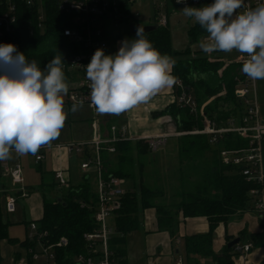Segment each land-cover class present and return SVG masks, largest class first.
Here are the masks:
<instances>
[{
    "label": "trees",
    "instance_id": "16d2710c",
    "mask_svg": "<svg viewBox=\"0 0 264 264\" xmlns=\"http://www.w3.org/2000/svg\"><path fill=\"white\" fill-rule=\"evenodd\" d=\"M59 1L36 0L33 5H28L25 0H15L17 21L10 32L0 36V44H14L19 52L25 54L29 62L36 61L42 71L47 63L58 55L62 54L65 63L70 56L80 51V46L65 35L64 30L75 25L74 14L62 12ZM205 1L207 4L212 2ZM173 3L175 0H167L165 6L167 11L168 6ZM41 9L44 11L43 20L40 19ZM120 13L121 23L127 22L129 26L131 20L138 21L126 16L128 11L122 4ZM188 25L189 46L182 50H176L173 46L170 19L167 25H159L158 28L145 32V37L162 55H168L175 61L172 68L173 76L182 81L186 90L194 96L199 108L209 98H213L204 106V112L218 127L227 126L232 118L241 123L245 106L237 97L236 89L238 80L245 75L241 71L243 63L232 62L226 65L222 60L224 55L222 51L212 52L216 56L214 60H210L207 53L202 50L194 52L192 46L195 42L209 34L196 22ZM127 35L129 40L136 38L132 36L130 28L127 29ZM223 86L226 93L220 95ZM176 92L180 93V89L177 88ZM166 114L176 120L178 131L190 132L204 127L203 117L199 112L191 113L189 108L176 102L154 113L155 116ZM140 142L142 140L136 143L140 155L151 151L147 143L143 141L142 146ZM248 145L249 139L241 138L236 133L223 134L216 142H211L206 134L186 133L180 136L178 138L180 186L177 195L180 201L178 203L166 201L164 197L166 192L162 188L153 189L142 184L139 193L129 189L123 198L122 208L115 217L117 234L111 240V247L116 252L118 263L130 264L126 257L127 236L141 228V212L155 208L159 230L169 231L172 238L177 237L180 214L184 218L188 216L207 218L209 223L207 232L183 237L186 264H201L198 260L200 257L210 258L212 264H235L232 248L226 245L222 252L214 251L215 232L221 224L227 227L233 216L243 214L248 209H255L250 191L257 187V184L246 181L241 173V167L226 164L219 153L223 149H238ZM114 146L115 153L106 150L102 152L104 166L108 173L126 177L129 173L125 171L124 165L135 158V144L132 140H122L115 142ZM194 159H197L199 164L191 165L193 174L187 175L188 170L185 172L183 165L185 161ZM92 182L91 178L84 177L83 182L74 187L64 188L52 198L44 194L43 214L35 221L39 223L40 229L49 232L51 241H58L62 237L69 241L65 247L56 249L58 264H74V257L88 250L84 234L96 226L92 217L94 211L92 207L96 204L97 196ZM56 184V181L44 182L42 189H53ZM6 195L4 191L0 192V247L2 242L6 241L10 245L26 248L31 245L27 238L20 240L9 235L10 226L16 222L9 219L5 205ZM245 235L246 233L242 232L239 236L245 240ZM231 238V235L227 234V240L230 241ZM248 239L254 241L256 246L261 247L264 244L261 232L251 233ZM15 256H19L18 252ZM3 262L4 257L0 248V264Z\"/></svg>",
    "mask_w": 264,
    "mask_h": 264
},
{
    "label": "built area",
    "instance_id": "2783aa9c",
    "mask_svg": "<svg viewBox=\"0 0 264 264\" xmlns=\"http://www.w3.org/2000/svg\"><path fill=\"white\" fill-rule=\"evenodd\" d=\"M28 5H33L36 0H25ZM143 0H127L134 3ZM204 0H186L187 6L193 7ZM167 0H158L155 3L158 14L157 24L167 25L169 16L162 11L166 6ZM176 3V0H175ZM264 3V0H245L247 8H255L258 4ZM177 4V3H176ZM120 5L117 2L108 0H60L59 8L62 12L74 14V27L64 30L65 35L71 41L80 46V51L73 54L63 63L62 70L68 84V94L64 96V105H72L83 101L92 113L91 136L88 140L57 142L42 146L38 152L33 155L36 163L42 162L46 158L48 148L55 147L58 151H63L69 156L77 155L80 157V169L83 177L94 179V188L97 196L96 204L93 208V220L95 228L84 234L88 250L86 253L78 254L74 257V264H119L115 250L111 247V240L117 234L115 227V217L122 208L123 198L128 192L125 177L108 173L104 166L102 152L106 150L109 153H115V142L122 140H135L128 134L126 126L118 127L111 124L106 133L103 125L106 115H100L91 106L90 102V81L86 78V66L94 52L102 48L108 55V34L111 27H118L121 24ZM185 7L184 4H177ZM245 9H239L243 12ZM17 7L15 0H0V36L10 32L17 21ZM128 18L135 15L128 11ZM40 19H44V11L41 9ZM137 20V19H136ZM137 22V21H136ZM210 54V53H209ZM210 60H214V55H209ZM248 59L247 54L242 53L235 59L228 62L244 63ZM223 60V58H222ZM225 61V58L224 60ZM226 62V61H225ZM225 63L228 65L229 63ZM222 70H220V74ZM175 102L179 105L189 108L191 113L199 114L203 117V129H195L190 132L178 131L177 136L186 133L206 134L211 142H216L219 137L226 133H236L241 138L249 139L247 147L238 149H223L219 154L226 164L237 165L241 167V173L246 181L257 184L250 191L254 198L255 211L261 223V233L264 237V119L261 116L259 99L257 96V80L244 75L238 80L236 95L244 103L245 112L241 118V123L235 119H230L227 126L218 127L204 112V105L200 108L194 96L186 90L181 80H177ZM226 93L223 86L220 95ZM210 98L209 101H211ZM172 133H162L158 135L139 138L148 144L151 151H156L165 147ZM59 152V153H60ZM11 154H17L13 149ZM0 171L3 178L11 181L13 187L20 184L18 192L23 191V196H27L26 187L23 184V166L19 161L12 162L10 159L0 160ZM54 178L59 188H66L70 185L68 169L62 165L54 171ZM93 177V178H92ZM1 192L4 191L0 189ZM6 209L8 213L16 211V197L13 194L6 195ZM31 245L21 247L19 256H13V264H58L56 249L65 247L69 241L62 237L58 241H51L49 232L40 229L39 223L35 220L29 223V230L26 237ZM260 246H256L254 241L241 240L240 243L232 247V258L235 264L239 261L243 264H250V254ZM264 251V244L261 245ZM260 247V248H261ZM178 264H183L182 259Z\"/></svg>",
    "mask_w": 264,
    "mask_h": 264
},
{
    "label": "clouds",
    "instance_id": "9594fccd",
    "mask_svg": "<svg viewBox=\"0 0 264 264\" xmlns=\"http://www.w3.org/2000/svg\"><path fill=\"white\" fill-rule=\"evenodd\" d=\"M176 3L184 4L183 15L194 18L209 34L200 43L202 51L245 53L248 59L241 71L264 80V3L255 8H247L245 0H212L202 8L187 6L186 0ZM120 43L114 55L98 48L86 66L91 106L100 115L124 113L178 83L172 75L175 61L153 46L142 25L135 39ZM63 63L58 55L42 71L14 44H0V160L10 159L13 149L20 156L35 155L60 135L69 91ZM81 107L83 101L74 103L71 111Z\"/></svg>",
    "mask_w": 264,
    "mask_h": 264
},
{
    "label": "crops",
    "instance_id": "0c3cea01",
    "mask_svg": "<svg viewBox=\"0 0 264 264\" xmlns=\"http://www.w3.org/2000/svg\"><path fill=\"white\" fill-rule=\"evenodd\" d=\"M205 37L207 38L208 36ZM210 54L213 55L212 52ZM210 54L207 53L208 56ZM223 54L225 59H229V60L235 59L232 56L227 55L228 53L226 52H224ZM174 98H176L175 85L171 88H165L161 90L149 102L140 104L131 110H128L119 115H106L105 123L103 125L104 133L107 132L111 124H116L118 127L126 126L128 130V134L133 138H136L135 140L132 141L135 144L134 156H138V157L140 156V153L138 151V146H136V143L140 141L138 140L139 138H145L148 136L158 135L162 133H172V136L168 139V141L169 142L171 141L170 146L172 148V151H174L173 155H178L179 153L178 138L180 136L175 135V133L178 130V125L176 120L168 114L163 116L154 115V113L164 110L168 105L174 103L175 102ZM72 105H64L65 112L67 113L65 124L61 129L58 138L51 141L50 144H54L57 142L73 141V140L74 141L88 140L90 138L91 120L93 116L91 109L87 105H83V107L73 112L71 111ZM142 142H140V145L143 146ZM59 152L60 151H58L54 146L48 148L46 151V158L42 162L36 163L34 161V158L32 157L33 163H35L36 166L40 167V170L43 172V174L49 171V173L53 176V181H55L53 175L55 169L62 165L64 168L68 169V175L70 177V183H71L72 177H71L70 159L72 156H69L67 153L63 151H61L60 153ZM20 157L21 156L18 154H11L10 160L12 162H16V161L20 162L21 161ZM78 158L80 157L78 156ZM48 164H51L53 166L51 170H47L46 167L48 166ZM44 170L46 171L45 173ZM179 172H180V164L178 165V167H176V169H174L173 174L176 175L179 174ZM82 177H83V173L81 178ZM4 179L9 180L7 178ZM171 180L172 182L173 181L176 182L175 183L176 190L173 189L172 193H169L167 190H165L166 194L164 197L166 200H169L170 198L177 199V195H179L178 194L179 193L178 185H180L179 177L178 176L176 178L172 177ZM9 181L2 184L3 188L8 189L7 188L8 186L10 185L11 187L13 186L12 183ZM44 182L45 181L43 176L42 183ZM24 186H31V185L24 184ZM31 187L26 188L27 191L30 190L29 193L31 192L30 193L31 195L29 194L26 199L29 200L28 206L30 207V212L34 214V217L28 219L26 213L21 212L19 207V201L21 200V198H18L16 200V204H17L16 211L12 213L7 212L9 219H11L12 221L15 222L23 221L26 224L25 238L27 237V233L29 230V223L33 220L39 219L40 217H42L43 214V197L42 195H41L42 198L40 197L42 199V211L40 214L39 212L40 206L37 204L35 200L33 201L34 197L32 198V196H33L34 188L33 186ZM13 189H16L15 191H17L16 192L17 194L19 193L17 187ZM128 189L137 191V188L133 186L128 187ZM61 190H64V188H60L59 191ZM10 193L16 197V194L12 192ZM255 213L256 215L244 212L243 214L245 216V222L244 224H240V227L236 230L234 229L229 230V223L227 227L224 224L219 225L218 228L216 229L217 234L215 235L213 241L214 251L216 253H220L223 251L224 247L229 242L227 240V234L231 235L232 237L231 239H233L234 237L239 236L242 232H245L246 233L245 237L247 239L246 241H248L249 240L248 235H250L251 233L261 232L260 219L258 217V213L256 211ZM142 215H143L142 226L144 228L142 230V233H140L138 236V238L140 239L139 243L138 240H135L136 238H132L131 235L132 232H131L130 233L131 239L129 241L127 240V244H126V249H127L126 257L128 258L130 264H178V261L180 259H182L183 264H186L187 263L186 254L185 257L182 256V250L184 249L183 237L197 233H204L209 230V223L206 217L188 216V218H184L180 214L179 216L180 223L177 227V237L172 238L169 231L159 230L157 224V210L155 208L146 209V211H144ZM136 231L138 232L139 230ZM136 231H133V233ZM20 250L21 247L17 248L16 253L19 252ZM249 261L250 264H264L263 248L257 247L250 254ZM199 262L201 263L200 260ZM206 262L205 264H212L210 258H206ZM239 264H243V263L240 262Z\"/></svg>",
    "mask_w": 264,
    "mask_h": 264
},
{
    "label": "rangeland",
    "instance_id": "374dc122",
    "mask_svg": "<svg viewBox=\"0 0 264 264\" xmlns=\"http://www.w3.org/2000/svg\"><path fill=\"white\" fill-rule=\"evenodd\" d=\"M108 1H112V2H117L119 4H122L126 7L127 11H129L130 13H132L133 15H135L136 19L138 20L137 22H141L143 25H153V24H157V18H158V14L156 11V7H155V3L158 0H143L140 2H134V3H130V2H126L127 0H108ZM160 1V0H159ZM207 5V2L204 0L202 1L200 4L195 5L193 7H198V8H202L204 6ZM168 11H167V7H162V11H164L165 13L169 12L168 16L170 19V26L172 29V37H173V46L176 50H182L186 47L189 46V37L187 34V30H188V24H191L193 22H195L194 18H190V17H185L183 15L182 12V8L183 6H177L175 5V3L171 4L170 6H168ZM127 29H129V26L127 24V22H123L121 24H119L118 27H111L110 29H108L107 34H108V44H109V48H108V55H114L115 53L118 52L120 46H121V41H123L124 39H129L128 35H127ZM124 33V36H123ZM120 34H122V36H120ZM207 38L201 37V39L192 46L194 52L195 51H199L201 50L200 48V43L201 42H206ZM242 53H238V51L233 50L232 52H228L227 55L232 56L233 58H236L238 55H241ZM214 57H216L214 55ZM223 60H224V55L222 56ZM226 61V62H225ZM224 63H227L229 61V59H225ZM229 63V62H228ZM257 96L259 99V106H260V110H261V116L262 118H264V80L262 79H257ZM210 101L209 99L204 103L205 105L208 104ZM204 105V106H205ZM171 141L169 143H167V145L164 147L159 148L156 151H149L146 154H141L139 157L135 156V158L128 162L127 164L124 165L125 171L129 173V175H127L125 177L126 179V187H136L137 188V192L139 193L140 189H141V185L144 184L148 187H152L153 189H163V190H167L169 193L173 192V189L176 190V182L171 180L172 177H179V174H173L174 169H176V167H178L179 165V153L178 155H173L172 148H171ZM105 154H109V153H105ZM135 155V154H134ZM32 154L29 153L27 155H23L20 157L22 162V165L24 167L23 170V183L24 184H29L31 186H33V201L35 200L37 202V204L40 206V214L42 211V197H44L47 195V197H53L55 194L58 193V191L60 190L59 186L56 184L54 186L53 189H42V178L44 176V181L45 182H52L53 181V176L49 173V171H45L44 173L40 170L39 166H36L35 163H33V159H32ZM197 160V159H196ZM194 159L193 160H189V162L185 161L184 165L185 166V172L188 170L190 172H186L187 175H189L190 173L193 174V170H192V166L199 164V161H196ZM80 158H78L77 155H73L70 159V167H71V183L68 187L70 186H75L78 185L79 183L83 182V178H81L82 176V170H80ZM46 164V163H44ZM190 165V166H189ZM192 165V166H191ZM45 167V166H44ZM52 165L48 164V166L46 167L47 170H51L52 169ZM142 167V168H141ZM191 169V170H190ZM93 178V177H92ZM193 179V178H192ZM9 180H5L2 176H1V171H0V189L3 190L4 192L8 195L11 194L10 192L16 194V200L18 198H21V200L19 201V207L21 212L26 213V216L28 219L33 218L34 214H32L30 212V207L28 206L29 204V200L26 199L27 196L31 193H29V191H27L28 195L27 196H23V191L20 190V192L17 194L15 191L16 189H13L15 187H19L20 184H17V186H6L8 189L3 188V183L8 182ZM93 185H94V179L92 180ZM11 182V181H9ZM180 185H178L179 187ZM165 188V189H164ZM179 189V188H178ZM182 189V187L180 188ZM1 192V191H0ZM3 193V192H2ZM31 195V194H30ZM42 195V197H41ZM41 197V198H40ZM31 198V199H32ZM164 199V198H163ZM167 201V200H166ZM168 201H176L177 203L180 201L179 198L174 199V198H170ZM249 214H254L255 210L254 209H248L246 211ZM36 214V212H35ZM143 213L141 212V218ZM245 222V216L244 214H237L235 216H233L229 223V230H236L240 227V224H244ZM233 224V225H232ZM143 226L141 227V229H139V231L134 232L132 231L131 235L132 238H136L135 240H138L139 243V234L142 233L143 230ZM217 234V232H215V235ZM9 235L11 237L20 239V240H24L25 236H26V224L23 221L20 222H16V224H13L12 226H10L9 228ZM136 235V236H135ZM135 236V237H134ZM131 239L130 234L127 236V240L129 241ZM247 239H245L244 241H246ZM141 245V244H140ZM143 245V242H142ZM2 248V255L4 257V262L3 264H13V256L14 253L16 252V249L19 248V245H10L9 243H7L6 241L2 242L1 247ZM182 256L185 257V249L182 250ZM202 264H205L206 262V258L204 257V259L202 258H198ZM209 260V259H208ZM144 261V260H143ZM207 263V262H206ZM240 263V261H239Z\"/></svg>",
    "mask_w": 264,
    "mask_h": 264
},
{
    "label": "water",
    "instance_id": "95a60500",
    "mask_svg": "<svg viewBox=\"0 0 264 264\" xmlns=\"http://www.w3.org/2000/svg\"><path fill=\"white\" fill-rule=\"evenodd\" d=\"M141 25L144 27L145 32H149L154 28H158V26H159V24L143 25L141 22H136L135 20H131L129 22V28H130V31H131L133 37H136L137 26H141ZM59 201H61V199H59ZM241 240H242L241 236L234 237L233 239H231L227 243V247L232 248L235 244L240 243Z\"/></svg>",
    "mask_w": 264,
    "mask_h": 264
}]
</instances>
